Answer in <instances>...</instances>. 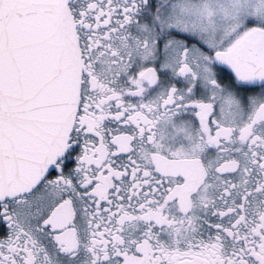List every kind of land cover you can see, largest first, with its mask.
I'll use <instances>...</instances> for the list:
<instances>
[{
  "label": "snow or ice",
  "instance_id": "snow-or-ice-1",
  "mask_svg": "<svg viewBox=\"0 0 264 264\" xmlns=\"http://www.w3.org/2000/svg\"><path fill=\"white\" fill-rule=\"evenodd\" d=\"M0 264H264V0H0Z\"/></svg>",
  "mask_w": 264,
  "mask_h": 264
}]
</instances>
